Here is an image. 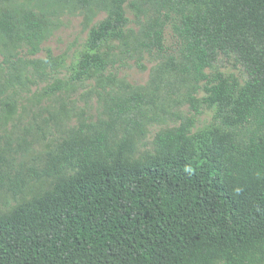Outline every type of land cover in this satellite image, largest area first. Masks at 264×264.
Instances as JSON below:
<instances>
[{
    "label": "trees",
    "instance_id": "obj_1",
    "mask_svg": "<svg viewBox=\"0 0 264 264\" xmlns=\"http://www.w3.org/2000/svg\"><path fill=\"white\" fill-rule=\"evenodd\" d=\"M64 13L87 34L39 96L94 88L102 115L66 126L32 173L48 187L0 212V264H264V0H0V47L26 61ZM145 61V84L119 76ZM153 122L173 124L136 157Z\"/></svg>",
    "mask_w": 264,
    "mask_h": 264
},
{
    "label": "rangeland",
    "instance_id": "obj_2",
    "mask_svg": "<svg viewBox=\"0 0 264 264\" xmlns=\"http://www.w3.org/2000/svg\"><path fill=\"white\" fill-rule=\"evenodd\" d=\"M103 16L100 13L93 21ZM86 34L82 14L64 13L54 20L52 32L40 44L39 51L31 53L26 46L17 51L26 61L15 60V50L9 57L0 47V170L7 172L11 181L20 183L16 191L3 178L0 212L48 187L47 179H37L32 173L40 170L43 152L54 146L66 126L77 124L81 118L95 120L102 115V100L94 88L77 86L72 92H59L51 98L39 96L54 80L65 79L66 67ZM144 64L143 70L130 64L119 76L130 84L143 85L151 67L150 62ZM206 116L203 113L201 119ZM172 124L153 122L142 127L135 138L134 155L148 156L155 134Z\"/></svg>",
    "mask_w": 264,
    "mask_h": 264
}]
</instances>
